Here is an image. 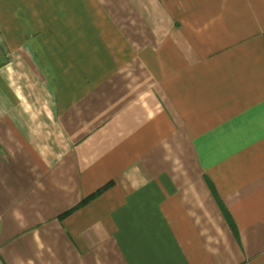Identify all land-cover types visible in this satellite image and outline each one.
Returning <instances> with one entry per match:
<instances>
[{
    "label": "crops",
    "instance_id": "1",
    "mask_svg": "<svg viewBox=\"0 0 264 264\" xmlns=\"http://www.w3.org/2000/svg\"><path fill=\"white\" fill-rule=\"evenodd\" d=\"M0 264H264V0H0Z\"/></svg>",
    "mask_w": 264,
    "mask_h": 264
},
{
    "label": "trees",
    "instance_id": "2",
    "mask_svg": "<svg viewBox=\"0 0 264 264\" xmlns=\"http://www.w3.org/2000/svg\"><path fill=\"white\" fill-rule=\"evenodd\" d=\"M107 187H110V185H107V186H105V187H102V188L99 189L95 194H92V195L89 196L88 198H85V200L81 201V203H80L76 208H74L73 211L76 210V209H78V208H80V207L85 206L86 204L89 203V201H92L93 199H95L96 197H98L100 194H102V193L107 189ZM219 204H220V202H219ZM220 207H221L220 210L222 211V213H223V215H224V217H225V219H226V221H227L226 223L229 224V227H230L233 231H236L233 222H231V218H230V216H229L227 210L224 209L225 207L222 206V205H220ZM73 211L70 210V211H68V212H66V213H64V214H62V215H60L59 217L62 219V218H64V217H66L67 215H70L71 213H73Z\"/></svg>",
    "mask_w": 264,
    "mask_h": 264
}]
</instances>
